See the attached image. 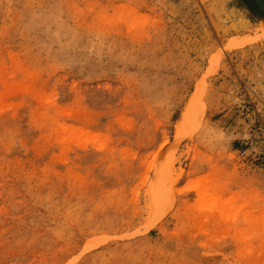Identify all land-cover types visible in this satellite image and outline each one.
Instances as JSON below:
<instances>
[{
	"label": "rangeland",
	"instance_id": "rangeland-1",
	"mask_svg": "<svg viewBox=\"0 0 264 264\" xmlns=\"http://www.w3.org/2000/svg\"><path fill=\"white\" fill-rule=\"evenodd\" d=\"M255 13L0 0V264H264Z\"/></svg>",
	"mask_w": 264,
	"mask_h": 264
},
{
	"label": "bare ground",
	"instance_id": "bare-ground-1",
	"mask_svg": "<svg viewBox=\"0 0 264 264\" xmlns=\"http://www.w3.org/2000/svg\"><path fill=\"white\" fill-rule=\"evenodd\" d=\"M254 1H253L254 4L253 3L251 4L252 6H254V7L258 8V9L262 8L264 10V0L263 1L261 0L262 2H260L259 0H254ZM255 17L257 18L259 24L261 25V33H262V36L264 37V11H257L255 13ZM247 42L248 41H246V42H244V41H236V40L231 41L230 43H228L227 49H230V48H233V49L243 48V46L249 45ZM215 59H219V57H216ZM219 60L215 61L214 63L211 62L209 64V68L207 69L206 75L213 74L216 71V67H217V65L219 63ZM204 90H205L204 82L199 84V85H197V88H196V91H195V97L192 98V100H191V102L193 101V106L194 107L198 106V112H199V109L202 110L204 108V104L202 103V101L197 102L198 100H197L196 96L203 95ZM188 107H189V105H188ZM188 110H189V108H188ZM188 253L190 255L194 256L195 258H201V252L197 248L189 249Z\"/></svg>",
	"mask_w": 264,
	"mask_h": 264
},
{
	"label": "water",
	"instance_id": "water-1",
	"mask_svg": "<svg viewBox=\"0 0 264 264\" xmlns=\"http://www.w3.org/2000/svg\"><path fill=\"white\" fill-rule=\"evenodd\" d=\"M246 1H247L249 4H252V3L254 4V2H255L254 0H253L254 2H253L252 0H246ZM259 1L262 2L261 0H259ZM253 8H254V11H255V12H257V11H264L262 8H260L261 10L258 9V8H256V7H254V6H253Z\"/></svg>",
	"mask_w": 264,
	"mask_h": 264
}]
</instances>
